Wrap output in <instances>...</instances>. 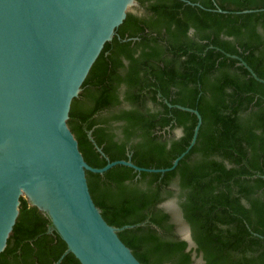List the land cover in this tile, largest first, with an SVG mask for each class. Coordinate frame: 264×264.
Returning a JSON list of instances; mask_svg holds the SVG:
<instances>
[{"label":"trees","instance_id":"trees-1","mask_svg":"<svg viewBox=\"0 0 264 264\" xmlns=\"http://www.w3.org/2000/svg\"><path fill=\"white\" fill-rule=\"evenodd\" d=\"M138 1L144 12H127L72 100L84 158L170 166L197 121L178 105L202 121L170 170L87 171L93 200L108 223L128 225L118 235L144 264H264V81L242 62L264 79V0ZM50 224L22 196L0 264H53L67 245ZM57 264L81 262L67 251Z\"/></svg>","mask_w":264,"mask_h":264},{"label":"water","instance_id":"water-1","mask_svg":"<svg viewBox=\"0 0 264 264\" xmlns=\"http://www.w3.org/2000/svg\"><path fill=\"white\" fill-rule=\"evenodd\" d=\"M133 6L142 7L138 0H0V252L23 196L50 219L48 231L66 242L53 264L67 251L81 264H144L118 235L128 225L103 217L87 171L102 173L116 163L138 171L172 169L196 140L200 112L178 105L193 111L197 121L185 150L166 167H143L130 158L93 166L68 123L73 98ZM184 238L190 246V229Z\"/></svg>","mask_w":264,"mask_h":264},{"label":"rangeland","instance_id":"rangeland-1","mask_svg":"<svg viewBox=\"0 0 264 264\" xmlns=\"http://www.w3.org/2000/svg\"><path fill=\"white\" fill-rule=\"evenodd\" d=\"M132 11H136L138 13H142L144 12V9L141 7H138V6H133L132 7ZM176 198V197H175ZM175 200V203L174 202H169V201H166L164 202L163 206L165 208H167L169 211L172 212V216H173V219L174 221L177 223V231L178 233L181 235V236H186L187 233H188V230H189V226L187 225V223L184 222V220L182 219V215H181V212H180V209L177 205V202H176V199ZM171 201V200H170ZM190 243L191 245L190 246H194V242L193 240H190ZM195 261L196 262H199L201 261V258L200 256H195Z\"/></svg>","mask_w":264,"mask_h":264},{"label":"flooded vegetation","instance_id":"flooded-vegetation-1","mask_svg":"<svg viewBox=\"0 0 264 264\" xmlns=\"http://www.w3.org/2000/svg\"><path fill=\"white\" fill-rule=\"evenodd\" d=\"M176 130H179V129H176Z\"/></svg>","mask_w":264,"mask_h":264}]
</instances>
